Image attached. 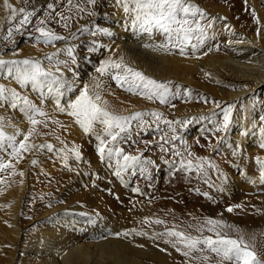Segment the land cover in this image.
<instances>
[{
	"label": "rangeland",
	"instance_id": "obj_1",
	"mask_svg": "<svg viewBox=\"0 0 264 264\" xmlns=\"http://www.w3.org/2000/svg\"><path fill=\"white\" fill-rule=\"evenodd\" d=\"M9 2L17 9L21 7L31 9L46 7L47 3H55V0H35L34 3L29 4H24L23 0H9ZM80 2L81 0H73V3ZM191 2L206 14V19L201 23L206 25L211 22L212 28L208 29L210 38L195 55L191 54L190 48L186 50L189 55L184 57L185 60H208L216 53V57L220 58L222 63V60L234 53L230 50L229 42L239 39L253 40L256 47L264 48V0H247V2L245 0H191ZM66 3L67 0H63V3L57 6V11L63 10L64 15L73 16V19L68 21L69 27L64 28L57 23H50L48 26L58 34L70 37L67 43L58 41L55 45L47 46L43 43L36 44L31 39L38 35L31 30L36 23V17H33L32 24L28 25L27 29L14 32L8 40L0 39V58L4 60L39 59L43 61L45 67H48V61L44 60L46 55L50 56L58 49L74 46L77 63L70 67L78 74L79 79L75 80L76 90L71 93L66 92L60 98L61 104L74 99L79 89L85 84L91 86L94 82L93 77H96L102 85V100L107 101L110 111L122 116L137 112L162 114L159 120L151 115H144L142 121L146 123L143 128L138 126L137 121L131 122V141L120 143V147L126 153L136 155L138 152H143L145 157L154 161V164L150 165L148 171L143 174L137 169L135 174H132L133 170H129L121 172L120 176L113 175L114 166L109 167L107 161L102 163L98 158L96 150L99 141L95 136L85 134L74 123L72 117L61 113L56 108L55 96L46 97L45 102L41 103L39 94L31 90L30 85L25 87L12 78L5 79V73H0V85L7 89H14L22 96H27L48 113L47 117L39 118L42 121L46 120L47 127L44 123L38 124L29 142L36 145H53L51 152L46 148L33 150L31 153H26L19 163L12 160L15 165V175L8 171L0 174V181H2L0 182V226L2 223L3 231L6 230V225L8 228L10 225L15 226L19 229L20 235L13 237L12 232L7 234L0 230V264H40L47 261L42 254L43 249L33 253L29 249L30 243L46 227L61 226L63 221L52 218L53 212L59 213L58 216L69 214L73 220L77 216L75 210L87 216V220L96 225L121 223L131 225L135 230L144 227L146 231H155V233L163 232L165 228L175 227L176 230H183L182 232L191 233L193 236L199 233L189 227L190 225L202 223L205 218L213 217L233 228H239L244 233L245 241L255 248L261 258H264V180L259 176L261 168L257 164V159L264 162V148L260 147L264 143V135L261 131L264 129V120H262L264 118V85L250 93L248 97L231 98V92L242 85L233 82L225 64H220L222 66H219V73L222 77L227 76L225 79L228 83L224 85L225 91L220 93L213 92L214 84L210 82L209 77H206L207 67H201L200 70L193 72L194 86L170 78H155L142 71L139 66L140 61H143L141 58H132L131 63L125 59L121 45L114 41L113 35L109 37L97 32L93 36L87 32H78V29L82 27L95 30L98 26L107 28L113 33L115 27L119 26L122 28V36L134 35L130 28L125 30L126 18L122 9L115 6V0H98L95 7L98 15L95 16L78 13L75 9L69 13L65 8ZM3 4L4 0H0V36L6 34L9 27L8 12ZM253 10L256 13L255 17L252 15ZM223 11L228 14L219 16L220 13H224ZM41 15L42 13H37V16ZM80 16H83V19H80ZM19 18L17 16V20ZM73 33H77L78 38L72 37ZM141 35L148 36V34L134 36ZM93 42L102 44L104 47L97 52H88L87 49L93 46ZM163 43L165 38L159 34L154 35L150 42H147L153 46ZM156 50L170 55L168 56L170 61L173 60L171 56H179V50L175 48L171 49V54L163 49ZM14 52L16 54H13ZM205 52L207 55H204ZM233 56L238 54L234 53ZM109 57L114 60H120L122 57L126 65H131L129 67L157 81H171L173 91L175 92L178 88L180 96L170 99L167 104H161L158 100L149 101L139 95L126 92L120 87L115 88L116 83L110 76H100L95 72L100 62ZM60 59H67V57L61 54ZM177 66L184 70L178 69ZM52 70L55 71L54 68ZM61 70L68 81L75 79L73 71L63 67ZM161 71L162 75L172 73L180 74L187 80L190 78L187 77L190 76L188 68L182 65L181 61L179 65L171 62ZM207 85L210 87L206 88ZM184 89L191 90L190 99H186ZM136 101L142 102V106L134 107L132 102L134 104ZM245 101L251 104L250 122H254L262 137L261 143L259 142L254 150L244 147L243 144L234 147L227 139V131H214L223 123V110L230 105L233 106L231 121L236 116L240 119L242 112L246 109ZM217 103L219 107L216 106ZM0 116L4 118L3 131L6 135L14 134L16 129L26 134L33 127L18 110L0 107ZM182 121L186 123H178ZM190 126L193 128L189 130ZM96 130L102 131L100 126H97ZM169 137H171L170 141ZM17 139L21 140L23 136H18ZM218 139L222 142L218 143ZM164 141H168L164 145L169 149L167 153H162L159 147ZM146 142L151 147H146ZM73 148L80 150L82 159L72 154ZM172 149L181 152L182 156H173ZM188 152L192 153V157L211 160L215 167L227 177L226 182L219 181L216 173L211 169L208 170V175L211 177L209 183H205L202 178H197L194 171L187 174L177 171L176 169L180 168L179 161L186 158ZM4 160L7 162L9 157L5 155ZM32 160L37 161L36 166L32 165ZM114 163L112 161L113 165ZM19 172H23L24 176L21 177ZM169 180L180 188L178 192L171 195L164 187ZM213 183L216 185L214 190L210 187ZM94 185L98 186L97 193L94 191ZM137 188L139 192L134 191ZM197 189L200 191L197 192ZM146 192L152 193V199H146L144 194ZM202 193H208L211 198L205 197ZM229 206L233 207L232 212L226 211ZM13 215L17 217L13 219ZM157 219L164 223L156 224L154 221ZM225 231L236 238L237 233L232 229H225ZM155 233H152V236ZM253 234H255L254 237ZM204 235L211 234L205 232ZM165 239V237L155 238L153 244L161 245L166 253L156 251L158 254L156 257L153 254L154 251L144 256L133 253L132 256L137 264H185L186 258L171 248L170 243H165ZM205 255L209 258L210 264H218L214 254L208 252ZM57 263L63 264L61 261Z\"/></svg>",
	"mask_w": 264,
	"mask_h": 264
},
{
	"label": "snow or ice",
	"instance_id": "obj_2",
	"mask_svg": "<svg viewBox=\"0 0 264 264\" xmlns=\"http://www.w3.org/2000/svg\"><path fill=\"white\" fill-rule=\"evenodd\" d=\"M24 4L34 3L35 0H23ZM247 2V0H245ZM63 3V0H55V3L49 2L46 7H34L19 9L13 7L9 0H4L3 7L8 12L9 27L6 34L0 36V39L8 40L13 36L14 32H20L27 29L28 25L32 24V18L36 17V23L32 26L33 31L38 35L31 37L36 43L44 45H55L58 41L70 40L58 34L48 25L50 23L60 24L64 28H68V21L73 19L71 15H64L63 10L57 11V6ZM98 0H81L80 3H73V0H67L65 5L66 10L71 13L75 9L78 13H85L89 16L98 15L95 7ZM115 6L122 9L125 15V30L131 29L134 35L148 34L149 39L154 35L159 34L164 36L165 43L160 45L144 44L143 47H155L163 49L171 54V49L179 50V55L186 57L189 55L187 49H191V54L195 55L200 48L205 45L206 40L210 37L208 29L212 28V23L202 24L201 21L206 19V14L191 0H115ZM37 13H42L37 16ZM253 17L256 16L255 10L252 11ZM17 16L20 18L17 20ZM47 17V19H45ZM83 19V16L79 17ZM78 32H87L95 36L100 32L106 36H112L113 33L107 28H97L95 30L87 27L78 29ZM72 37L78 38L77 33H73ZM195 41V42H194ZM104 45L96 44L87 49L88 52H97ZM111 51V49H107ZM13 54H16L15 52ZM61 54L67 59H60ZM207 55V52L204 53ZM87 59V57H85ZM48 61V67H45L43 61L39 59H23V60H4L0 58V73H5L4 78H12L18 84L25 87L31 86V90L39 94L41 103L45 102L46 97L55 96V106L61 113H66L72 117L74 123L85 133L95 136L99 141L97 147V155L102 163L108 162L109 167L115 168L113 175L120 176L121 172L139 170L141 174L148 171L150 165L154 161L144 156L143 152H138L136 155L128 154L120 147V143H128L131 141V122L137 121L138 126L143 128L144 123L142 118L144 115H151L156 120L161 118L160 113H133L128 116L118 115L109 110L107 101L102 100L101 90L102 85L96 77H93L91 86L85 84L79 89L78 94L74 99H69L65 104H61L60 98L66 92L76 90V82L78 74L72 70L70 65L77 63L76 50L74 46L58 49L56 53L44 57ZM63 68L73 71L74 80L68 81L65 77ZM55 69L53 71L52 69ZM95 72L100 76H110L115 81L116 85L124 91L133 95H139L149 101L158 100L161 104H167L170 99L180 96V91H173L172 82H160L151 77L146 76L142 72L129 67L123 61L114 60L111 57L102 60ZM191 90L184 89L186 99H190ZM206 99V98H205ZM219 107V104H216ZM0 107H8L13 110H18L26 117L27 121L33 126L26 134L16 129L12 135H6L3 131L4 118L0 116V174L8 171L15 175V165L12 160L19 163L24 159L26 153H31L33 150L47 149L49 152L53 150V145H36L31 143L30 137L35 131V127L44 123L47 127V122L39 118L47 117L48 113L43 108L38 107L36 103L30 100L27 96H22L14 89H7L0 85ZM174 107V105H173ZM233 106H228L224 109L223 123L217 126L215 132H226L231 124ZM264 120V118H262ZM171 124V122H166ZM184 124L186 122H178ZM97 126H100L102 131H97ZM264 135V129L261 130ZM23 136V139L18 140V136ZM59 139V137H57ZM171 137H169V141ZM218 139V143H221ZM165 143L162 142L159 147L162 153H167L168 148H165ZM146 147H151L146 142ZM264 148V143L260 145ZM173 156H182L181 152L172 149ZM73 155L82 159L80 150L71 149ZM7 155L9 160L5 162L4 156ZM114 161V165L112 164ZM195 161V162H194ZM32 165L36 166L37 161L32 160ZM180 168L177 171H183L186 174L196 172L197 178H202L205 183H209L211 177L208 175V170L211 169L216 173L217 179L226 182L227 177L215 167L211 160L204 158L192 157V153L188 152L187 157L179 161ZM257 164L261 171L259 176L264 180V162L257 159ZM21 177L23 172L18 173ZM2 182V181H0ZM210 187L215 188V184H210ZM139 192V189H134ZM199 191L198 189L196 190ZM207 198L208 193H202ZM240 207V205H236ZM226 211L232 212L233 207L229 206ZM156 224L164 223L161 220H155ZM199 235L193 236L191 233L176 230L175 227L165 228L163 232L155 233L153 238L165 237V243H170L178 252L186 258L185 264H210L209 258L205 253H212L218 259V264H264V258L244 239V233L239 228L226 224L222 220H217L213 217H207L202 223L190 225ZM225 229H232L237 233L236 238L228 234ZM205 232L211 235H204ZM144 235V233H138ZM120 235L128 236V232ZM255 234H253L254 237ZM164 251V249H161Z\"/></svg>",
	"mask_w": 264,
	"mask_h": 264
},
{
	"label": "bare ground",
	"instance_id": "obj_3",
	"mask_svg": "<svg viewBox=\"0 0 264 264\" xmlns=\"http://www.w3.org/2000/svg\"><path fill=\"white\" fill-rule=\"evenodd\" d=\"M221 14L227 15L228 13L225 11L224 13H220L219 16ZM122 34V28L119 26L115 27L113 30L114 41L120 43L125 59L130 61L132 58H141L143 61L139 60L140 64H138L142 68V71L155 76V78H170L171 80L189 83L194 86L192 79L193 72L195 70H200L201 67H207L208 74L206 77H209L210 82L214 84L212 90L215 93H220L225 91L224 85L228 83L225 79L227 76L222 77L219 73V66H222L220 64H225L229 74L232 76L233 82L237 85H242V87L231 92V98L238 99L241 97H248L250 93L255 92L256 89L264 85V48L256 47L253 40L239 39L229 42L230 50L238 54V56H233L234 53H232V55L230 54L222 60V63H220V58L216 57V53L208 60L203 61L196 59L185 60L184 57L180 55L171 56L173 60L170 61L168 58L170 55L156 50L157 48L143 47L144 44L150 42L148 36L141 35L140 37H136L132 34L126 35L125 33L126 36L124 37ZM180 61L181 64L185 65L189 70L188 75L190 76L187 77L190 78L188 80L181 77L180 74H160V72H162L161 70L169 63L175 62L179 65ZM177 68L182 71L184 70L179 66H177ZM114 87L117 88L118 86L114 84ZM209 87L210 86L207 85L206 88ZM135 103L133 104L132 102L134 107L142 106V102L140 101H136ZM245 104L246 109L243 111L244 113L242 112L240 119H238L237 116L233 118V123L230 124L226 136L232 146L238 147L243 144L244 147L253 148L254 150V147L259 145V142L261 143L262 137L259 131H257L254 122H250V117L252 115L250 102L245 101ZM192 128L193 126H190L189 130ZM220 180L221 179H219V181ZM168 182L164 185L167 192H169L170 195L178 192L180 188L177 187L173 181L170 182L169 180ZM197 188H199V186ZM94 191L97 193L98 186L94 185ZM144 194L147 200L152 199L151 192H146ZM73 210L74 209H72V211ZM75 211L77 216L73 220H71L69 214L67 215L64 213L67 216H58L60 215L59 213L53 212L52 218L63 221L61 226L52 225L46 227V229L40 232L30 243V248H28L32 250L33 253L37 252L39 249H43L42 254H44V258L47 261L40 264H58V261L63 262V264H137L135 258L132 256L133 253L144 256L154 251L153 254L156 257V255H158L156 251L162 252L161 249L163 248L161 245L156 246V244H153L155 243L153 241L155 238H153L154 235L152 236V233H155V231H146L144 227L135 230L131 225L121 223L96 225L87 220V216L81 215L78 210ZM16 217L17 216L13 215L12 218L14 219ZM0 227V230L3 231L2 223ZM5 227L6 230L3 232H7V234H9L8 232H12L11 235L13 237H15V235L20 236L17 227H12V225H10L9 228L7 225ZM124 232H128L129 235L126 237L120 235ZM138 233H144V235ZM22 243H24V239H22ZM171 248L176 250L172 245ZM164 252L166 253V251Z\"/></svg>",
	"mask_w": 264,
	"mask_h": 264
}]
</instances>
